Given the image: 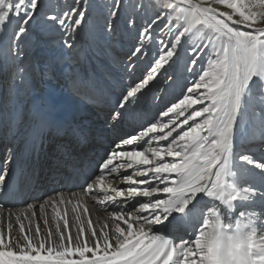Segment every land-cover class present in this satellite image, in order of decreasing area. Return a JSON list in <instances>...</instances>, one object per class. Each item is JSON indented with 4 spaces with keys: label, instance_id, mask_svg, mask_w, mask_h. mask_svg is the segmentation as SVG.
<instances>
[{
    "label": "snow or ice",
    "instance_id": "obj_1",
    "mask_svg": "<svg viewBox=\"0 0 264 264\" xmlns=\"http://www.w3.org/2000/svg\"><path fill=\"white\" fill-rule=\"evenodd\" d=\"M122 3L107 5L106 32L117 30ZM89 6L0 0V33L18 56L41 27L59 32L71 49ZM124 26L134 33L124 65L130 82L116 98L113 120L154 83L174 82L169 70L181 50L191 80L156 118L113 142L79 193L38 206L41 213L52 207L54 231L42 235L39 224L34 233L25 225L36 204L8 212L6 228L0 221V264H264V0H160L143 23L128 16ZM245 115L258 128L250 139L259 156L251 145L237 146ZM7 175L0 169V215L19 195ZM89 201L101 206L102 218L92 219ZM178 222L186 225L183 234L168 236L164 230Z\"/></svg>",
    "mask_w": 264,
    "mask_h": 264
},
{
    "label": "rangeland",
    "instance_id": "obj_2",
    "mask_svg": "<svg viewBox=\"0 0 264 264\" xmlns=\"http://www.w3.org/2000/svg\"><path fill=\"white\" fill-rule=\"evenodd\" d=\"M45 2L51 5L52 7H55L57 4H60V5L70 4L72 0H45ZM111 3H112V0H90V6L87 9L88 17H87L86 25L81 30L79 36L74 42L73 48L71 49L63 45V41L61 40L59 32L53 29H50V28H46V27H41L36 30V35L34 36V38L30 41L28 45L23 47V55H19V56L15 55L14 53L17 50L13 49L11 47V42L7 40V42H9L8 49H7L9 53V60L15 58L12 62L8 61L6 64L8 65L6 66V71H7L6 74L10 76L9 82L14 81V79H18V80H15L17 81V85L20 82H21V85H26L27 82L31 81V83L33 84L38 80L37 79L38 73L36 74V76L33 75L32 77H30L31 73H28V72L26 73V70H27L26 68L22 69V68L15 67L21 62L23 64L24 61H27V59H29L30 55H32L33 53L35 52L37 53V50L33 48V41L35 38H38V39L41 38L42 40L43 39L47 40L49 42L50 49L53 51V54H55L56 56H63L65 59H69L70 60L69 63L72 67V70H74L76 66L77 68L81 66L82 67L81 70L83 71V73H86V74L90 73L93 75L95 74L96 77H99L96 72H99V70H101L103 66L108 67V68L111 67L114 69L115 67H119L123 64V67H124L125 65L124 60L126 61V56L133 43L132 36H134V33L132 35H129L128 31L125 29L124 18L128 16H136V18L141 23H143V21L146 18L154 15L156 11V6L159 5L160 0H123L122 7L120 9V19L117 21V30L114 33H108L104 29V24H105L104 18L107 16V13H108L107 5H110ZM136 3H141L145 7L141 9H136L134 7ZM38 54L40 55V51L38 52ZM41 55H43V58H45L44 54H41ZM7 57L8 55L6 56V58ZM40 58L42 57H39L38 59ZM206 59L207 58L205 57L202 63H206ZM109 61L111 62L113 61V64H107ZM187 62H188V57L185 54V52L181 50L180 58L178 59L177 63L174 64L172 68L169 70L170 73H172L174 76V82L158 84V87L156 90L157 92L161 91L160 88L163 86V84L164 86L165 84L171 85L167 89H166L167 85L161 88V89L166 90L164 94L168 98V101H164L165 102L164 104H167L171 101L176 100V98L180 96L184 88L186 80H191L190 74L185 71V65ZM97 67H100V69L96 70ZM145 69H146V65L142 64L140 68L137 70L136 75L137 76L141 75ZM67 71H68V67L67 69H65L66 73ZM123 73L125 75V79L128 82H130L128 78V73L126 72V70H124ZM64 75L65 74L61 72L62 78H67ZM160 78H161V81L164 80L163 76H161ZM2 80L5 81L6 78H4L3 76ZM79 81L81 82V85H84L83 80H79ZM90 82L97 83V84L100 83V86L104 87L106 85L105 83L108 84V82L110 81L109 80L108 81L99 80L98 82H96L95 80H91ZM113 84H117L119 88H122V90L124 89V87L122 86V83L117 78L114 80ZM83 87H86V84L84 86H80V88H83ZM10 88H13V87H10ZM164 90H162V92H164ZM78 91H79V96L81 97L80 90ZM156 111L159 112L160 110L156 109ZM245 116H248V115H245ZM251 128L254 129L255 131H258V128L256 127H251ZM133 131L134 129H132V132ZM106 137L109 139V141H111L112 140L111 138L113 136L111 137L106 136ZM110 147L111 145L107 147L106 152L110 150ZM256 154L259 156L260 152L258 151L256 152ZM104 156L105 154L103 155V157ZM96 170L97 169L95 166L93 170H91L88 174L86 173L84 178L83 177L78 178L82 174L78 175L75 181L72 184H68V185H64L63 181L60 178L50 179L51 181L45 180L42 184L40 183V185L37 186L38 191L35 193H32L29 196L28 201L24 203L25 207L27 206V204H30V203L36 204L37 205L36 211H40L38 206L42 204V202L45 203L44 199H46L47 201V199L49 198V195L50 197H53L55 195L57 196L58 192H65V193L67 192L69 193V195L73 194V192L74 193L80 192L82 190V186L86 183L87 179L91 177L93 173L96 172ZM24 204H21V205H24Z\"/></svg>",
    "mask_w": 264,
    "mask_h": 264
},
{
    "label": "bare ground",
    "instance_id": "obj_3",
    "mask_svg": "<svg viewBox=\"0 0 264 264\" xmlns=\"http://www.w3.org/2000/svg\"><path fill=\"white\" fill-rule=\"evenodd\" d=\"M2 40H3V48H2V58L0 59V64L2 66L4 64V70H5V72H7L6 71V66H8V65H6L7 62L8 61L12 62L15 58L9 60V53L7 51L9 42H7V40H8L7 35H4L2 37ZM37 47H38V49H37ZM33 48L35 50H37V53L36 52L33 53L32 55H30V58L27 59V61H24L23 64L21 62L20 64L16 65L15 67L16 68H22V69L26 68L27 69L26 73L27 72L31 73L30 77H32L33 75L36 76V74L38 73L37 79L39 78L42 80L39 83L36 81L33 84L31 83V81L27 82L26 85H21V82L18 83V85L16 84L13 87L15 89V91L17 92L16 95H14V93H10V95H8L7 94L8 88L7 87H3V89H5V93L3 94V93H1L2 87L0 88V93L2 95L1 99H3L2 104L7 103L8 98L10 99V102L14 103V110L11 111L13 118L18 117L20 114H22V113H20V111L24 110V107L26 106L27 97H30L32 93L37 92L39 90L40 86H42L44 84V80H45V77L47 75H53L56 77H60V81L65 85L64 90L66 91V94H68L69 96H72L73 98L79 97V91L78 90H80L81 97H82L83 93H86L88 96L82 98V101H85L89 97H93L96 99L98 97H101V98H103L104 101L116 102V98L121 93L122 88H119V86L117 84H113L114 80L116 78L119 79L120 82L122 83L123 87H126L127 84L129 83L125 79V75L123 73L125 70V68L123 67V64L119 67H115L114 69L111 67L108 68V67L101 65V66H103L102 69L99 70V72H96L99 77H96L95 74L93 75L90 73L89 74L83 73V71L81 70V68H82L81 66H79L78 68L76 66L75 69L73 68L74 70H72V67L69 63L70 60L65 59L63 56H56L55 54H53V51L50 49L49 42L47 40H44V39L42 40L41 38L40 39L35 38L33 41ZM39 51H40V55L38 54ZM41 54H44L45 58H43V55H41ZM7 55H8V57L6 58ZM180 56H181V51L179 53V58H180ZM39 57H42V58L38 59ZM124 63H126L125 60H124ZM107 64H113V61L112 62L109 61ZM67 67H68V71L66 73L65 69H67ZM98 69H100V67L96 68V70H98ZM61 72L63 74H65L64 76L67 78H62ZM30 80H31V78H30ZM79 80H83L84 81L83 84L84 85L86 84V87L80 88V86H84V85H81V82ZM91 80H95L96 82H98L99 80H107V81L109 80L110 82H108V84L105 83L106 85L103 87V86H100V83L99 84L91 83L90 82ZM160 80H161V78H160ZM2 82L7 84V82L2 80V81H0V85ZM158 84L159 83H154L151 86V90L145 91L144 95L141 97L138 104L134 108H130L128 110V111H130L131 109L135 110L132 112H128V114L131 116V123H132V125L130 126V133L129 134L134 133V131L132 132V129H134L136 132L140 129V127L142 125H145L149 121L156 118L157 114L159 113L158 111H156V109L162 110L165 107L166 104H164L165 103L164 101H168L167 96H165V94H164L166 90L161 89L164 86V84H163V86L160 88V90H161V91H159L160 93L157 92L156 90H157ZM165 86L167 89L171 85L165 84ZM13 88H11V89H13ZM162 90H164V92H162ZM167 95H168V93H167ZM154 106L156 109L154 108ZM6 108L7 107H4L3 109L5 110ZM85 110H89V106H87ZM23 115L24 114H22V116ZM8 117H9V115H8ZM254 131L255 130L252 129L251 126H249V124H248V116H244L243 119L239 121V126L236 129L237 146L239 147L241 145H251L252 150L254 152H258L259 151L258 142L250 139V137H252V136H258L259 135V133H258L259 131H255V132ZM252 132H254V133H252ZM104 139L107 142L109 141V139L107 137H104ZM85 175H86V173H83L78 178H81V177L84 178ZM44 181H45V179L41 180V184ZM77 193H79V192H77ZM58 194H63L65 196V198H68L71 195V194L69 195V193H67V192L66 193L65 192H58L57 195ZM49 197H50V195H49ZM44 200L46 201V199H44ZM42 203H44V202H42ZM21 206H23V207H21ZM21 206L14 207V208L10 209L8 212H10V211L16 212L18 209L25 208V204L21 205ZM88 206L90 209L91 217L94 221L98 217L102 218L105 215V213L102 210L100 205L94 204L93 202L89 201ZM256 207L260 208L261 206L256 205ZM64 208H65V205H60L58 210L63 211ZM67 208H68L67 218L69 220V225L71 227L73 224V213L71 212V205H68ZM6 211L7 210L4 209L3 214L0 215V221H3V227H5V228H6V225L8 222V213H6ZM195 211L196 210H194V212ZM262 211H264V208H262ZM53 216H54V213L52 211V207L50 205H45V212L44 213H41V211H36L35 217H31L30 221L24 220L23 222L25 223L26 226L29 224V222L31 223V228H32L33 233L35 231L36 225L39 224L40 229H41V234L44 235L47 231V228H51L53 231L55 230V221L53 219ZM45 218L48 219V225L47 226L44 223ZM11 222L13 223V232L16 233L18 230V225L16 224L14 216L12 217ZM60 223H61V227H63V221H61ZM169 227L172 229L173 233H176L177 229H178L177 235L180 236L183 234L184 228L186 227V225L181 223V222H178V223H176L172 226H169ZM165 230H168V229H165Z\"/></svg>",
    "mask_w": 264,
    "mask_h": 264
}]
</instances>
